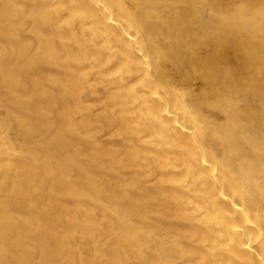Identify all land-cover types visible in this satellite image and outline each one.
Wrapping results in <instances>:
<instances>
[{"label": "bare ground", "instance_id": "1", "mask_svg": "<svg viewBox=\"0 0 264 264\" xmlns=\"http://www.w3.org/2000/svg\"><path fill=\"white\" fill-rule=\"evenodd\" d=\"M0 264H264V0H0Z\"/></svg>", "mask_w": 264, "mask_h": 264}]
</instances>
